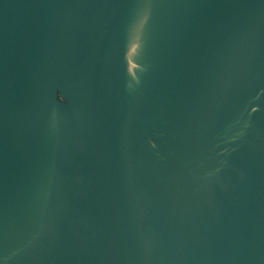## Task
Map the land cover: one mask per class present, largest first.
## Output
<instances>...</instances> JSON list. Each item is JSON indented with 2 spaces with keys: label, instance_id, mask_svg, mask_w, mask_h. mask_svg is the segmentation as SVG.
<instances>
[{
  "label": "water",
  "instance_id": "water-1",
  "mask_svg": "<svg viewBox=\"0 0 264 264\" xmlns=\"http://www.w3.org/2000/svg\"><path fill=\"white\" fill-rule=\"evenodd\" d=\"M0 264H264V0H0Z\"/></svg>",
  "mask_w": 264,
  "mask_h": 264
}]
</instances>
